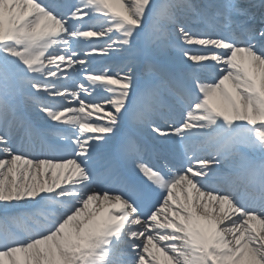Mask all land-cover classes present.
I'll list each match as a JSON object with an SVG mask.
<instances>
[{
    "label": "snow or ice",
    "instance_id": "1",
    "mask_svg": "<svg viewBox=\"0 0 264 264\" xmlns=\"http://www.w3.org/2000/svg\"><path fill=\"white\" fill-rule=\"evenodd\" d=\"M0 264H264V0H0Z\"/></svg>",
    "mask_w": 264,
    "mask_h": 264
}]
</instances>
